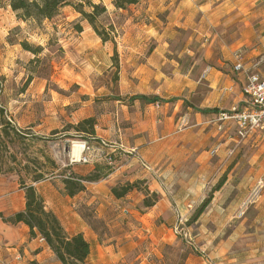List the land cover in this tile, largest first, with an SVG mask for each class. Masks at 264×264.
<instances>
[{
  "label": "crops",
  "instance_id": "1",
  "mask_svg": "<svg viewBox=\"0 0 264 264\" xmlns=\"http://www.w3.org/2000/svg\"><path fill=\"white\" fill-rule=\"evenodd\" d=\"M101 1L106 7L105 14H112L116 19L109 23L114 43L111 42L110 50L109 43L96 36L95 51L105 58L106 69L113 64L111 53L115 51L118 65H113L115 72L105 83L106 87H99L95 93L107 101L101 105L95 104L93 97L82 101L70 113L69 122L76 124L94 117L93 138L109 149H116L119 156L105 162L109 167H102L101 178L82 181L84 189L74 195L66 192L63 180L58 184V175L23 182L36 187L45 208L57 216L67 234L81 232L89 242V255L81 264H148L146 258L151 252L139 250L137 253L122 244L134 242V231L141 241L142 237L149 236L152 245L172 244L178 241L176 228H180L190 239L188 243L202 253L193 254L189 246L182 245L180 253L188 250L184 264H264V191L258 202L239 210L236 196L244 194L239 186L243 181L237 182V193L233 192V169L218 188H212L207 209L192 225H184L195 204L215 184L223 161L233 158L232 153L241 143L264 139L253 135L237 141L233 120H226L222 130L211 122L221 111L240 109L244 104L245 77L231 68L232 52L237 48L246 49L245 60L264 52V35L257 36L246 21L248 14L260 16L264 21V0H139L126 8H116L112 0ZM243 19V27L237 29V21L240 23ZM182 32L188 35L187 39L180 40ZM80 81L88 86V80ZM138 94L157 96L162 101L130 100ZM128 106L132 107L131 112H127ZM212 109L215 111H207ZM42 110L39 111L42 117L38 114L39 118L28 120L25 126L16 124L14 127L19 132L20 128L27 130L22 134L35 138H46L50 130L60 132L61 114L56 116L55 107L51 115L47 109ZM181 114L189 115L187 130L197 131L200 136L197 147L203 143L209 146L208 150L194 154V168L190 166L192 145L186 149L187 143L179 142L176 137ZM130 115L138 117L136 130L148 131L133 146H129L125 138L127 128L123 122ZM56 141L54 147H58ZM126 146L136 150L130 159L118 150L125 151ZM214 148L216 151L211 153ZM178 149L183 150L180 161L173 156ZM58 155H61L60 150ZM79 155L81 157L82 152ZM251 161L256 160L251 157ZM99 164L95 161L79 166L72 173L85 176L96 166L101 167ZM61 167L56 164L54 172ZM262 174L264 176V170ZM4 180L7 179L0 180V264H61L39 234L31 236L24 222L11 220L15 213L24 210L25 191L22 181L15 187L8 186ZM135 181H143L146 188L159 193L160 198L147 213L140 214L142 223L125 229L123 219L118 217L133 204L130 198L136 188L119 198L113 195L111 188ZM247 184L248 181L243 186ZM171 201L176 205V214L170 208ZM83 209H91L93 216L103 222L106 230L102 235L82 218ZM132 252L137 253L134 263L129 261Z\"/></svg>",
  "mask_w": 264,
  "mask_h": 264
},
{
  "label": "rangeland",
  "instance_id": "2",
  "mask_svg": "<svg viewBox=\"0 0 264 264\" xmlns=\"http://www.w3.org/2000/svg\"><path fill=\"white\" fill-rule=\"evenodd\" d=\"M245 19L241 20L240 23H238L239 20L237 21V29L243 27L242 25ZM112 20L116 21L114 15L104 13L97 18V24L99 28L103 26L109 31L110 35H113L112 31L108 28ZM262 20L260 16L250 14H248V18L246 19V21L252 25V30L257 36L264 35V21ZM77 25L81 27L80 31L77 30ZM90 27L87 21L83 19L71 5L62 7L59 13L50 20L45 19L37 22L32 19L21 20L17 17L16 13L11 10L8 0H0V118L2 117L1 120L8 121L13 126L16 124L25 126L28 120L31 121L35 118L42 117V112L39 113V111L44 110H42V108L47 109L51 115L55 107L56 116L61 114L62 126L59 129L60 132L55 131L56 133H54L53 130H50L46 138H35V136L31 135L26 137L22 132H26L27 130L21 128L20 135L15 136V134L10 131V128H8L10 136H4L2 139L0 138V180L2 177H5L7 180H4V183L8 186L17 187L18 184H21V181L28 182L35 175L34 172L37 173L38 170L43 172L44 176L58 175L56 179L59 181L58 184L60 185L63 180L61 175L74 172L79 166L92 164L95 161L100 162L99 166H101V168L105 167L107 166L105 165L106 161H113L118 155L116 149L112 150L107 148L100 140L91 137L86 139L76 134L72 128L63 131V129L68 128V124L71 123L69 122L70 113L75 110L82 101H90L92 97V101L98 105H101L103 101H107L103 100L101 95L95 96V93H98L99 87L103 85L106 87L105 83L109 81V77H113V73L115 72L113 64L106 69V65L103 63L105 58H102L98 52L95 51V37L99 36ZM181 34L182 37H180V40L182 38H188V35L184 32ZM20 40H25L32 45H41L44 48L41 55H39V57L42 58L40 63L32 65L29 63L34 55L23 49L20 45ZM97 40L100 41L99 39ZM180 40L175 41L180 42ZM107 42L109 43L110 50H112L111 41L108 40ZM112 54L113 52L111 56ZM95 65L97 66L96 70H98V72L94 69ZM32 67L36 68L35 70L38 74L30 71L33 69ZM104 70L106 71L104 72ZM29 74H32V79L29 84L24 85L26 84L25 81ZM84 79L88 80V86H84L80 81ZM59 109L60 111H58ZM131 111L132 107L128 106L127 112ZM38 114H41V116L37 117ZM188 119L189 115L181 114L178 120V128L176 131L178 135L176 137L179 138V142L187 143L186 149H189L192 145L190 148L192 157L190 166L194 168L196 166L193 160L194 154H199L201 150H208L209 146L203 143L199 148L197 147L199 142L198 137L200 136L197 131L187 130L190 123ZM137 121L138 117H132L131 115L123 119L125 123L124 127L127 128L125 138L129 146H133L139 141V137L146 135L148 132L136 130L138 126ZM212 123L214 122L212 121ZM49 124L52 125L53 120H51ZM223 127L224 125L220 130H222ZM31 139L34 140L32 141ZM54 140H57L56 143H58V147L53 146ZM76 141L89 146L88 150L82 149L83 151L81 152L82 155H89L90 161L83 162L79 160L80 156H78L77 159L73 157L72 144ZM129 146H126L125 151L118 149L120 153H122L123 156L125 155L128 159L132 158L136 151L130 149ZM123 148L125 149V146ZM58 150H60L61 155H58ZM185 154L184 152V156ZM232 155L233 158L223 161L220 166L221 172L218 173L216 178L217 183L215 181V184L213 186L211 185V189L206 190L204 198L212 194V188H214L223 177L224 182L229 171L233 169V192L237 190V182L239 180L243 181L239 186L241 192L244 194H237L236 196L239 198L238 209L240 210L254 205L261 199L263 194L264 176L260 174L263 173L264 170V159H261L264 157V139L254 143H241L237 151L232 153ZM118 156L116 158H118ZM173 156L177 158V161H180L183 156V150L178 149ZM258 156L260 157L258 158ZM214 157H211V159ZM251 157L256 161H251ZM56 164L62 165V167L54 172V166H56ZM178 172L180 173V171ZM20 173L23 178L20 176ZM246 176L248 177L245 180ZM260 180H262L263 185L262 191L259 197H256L252 192L253 188L257 186ZM246 181H248V184L243 186ZM120 184L121 183H119V185ZM138 184L140 190L135 189L136 193L130 198L133 204L127 207V212H122L123 214L118 217L119 220L123 219L125 229H128V227H137V223H142L139 218L140 214L147 213L150 208H145L143 206V198H141L142 195H144L143 190L147 187V184H144L143 181H139ZM137 191L138 193L141 191V196L137 194ZM157 194L159 199L160 195L159 193ZM236 197L233 195V198ZM203 199L195 204L190 215L186 217L187 221ZM254 199L256 200L252 201ZM135 200H137L136 203ZM170 208L172 212L176 214L177 211L174 201H171ZM187 221L184 222V225H192L194 222L188 223ZM124 231H122V233H124ZM133 235L135 236L133 243L126 242L122 245H124L125 249L130 248V251H136L137 253L140 251L151 252L146 258L148 264H184L185 257L182 259L179 251L182 245L189 246V250L193 254H202L197 247L188 243L190 239L186 234H183V231H180V233L175 232L178 241L172 244L160 242L153 243L152 245V239H150L148 235V237H142V241L135 231ZM137 253L134 254V252H132L129 255V261H133V263L135 260L137 261V259H135Z\"/></svg>",
  "mask_w": 264,
  "mask_h": 264
},
{
  "label": "trees",
  "instance_id": "3",
  "mask_svg": "<svg viewBox=\"0 0 264 264\" xmlns=\"http://www.w3.org/2000/svg\"><path fill=\"white\" fill-rule=\"evenodd\" d=\"M139 0H112L113 5L116 8H126L129 5L137 4ZM8 4L13 12L16 13L17 17L21 20H35L37 22L41 20H50L59 13V10L66 6L71 5L75 11H77L83 19L91 26L95 33L100 37L102 42L110 40L114 43V38L110 35L109 31L103 26L99 28L97 24V18L106 12V7L101 0H8ZM86 7V9H85ZM111 31V26L108 27ZM77 30L80 31L81 27L77 25ZM20 45L26 51L31 52L34 57L30 59L29 63L38 64L41 62L39 55L43 52V47L41 45H32L25 40H20ZM113 65L117 66V54L114 51L112 55ZM31 72L37 73L35 67H32ZM40 75V74H39ZM32 79V74H29L24 85L29 84ZM141 99L147 102L162 101L161 98L157 96H146L142 94L133 95L130 100ZM204 111V110H203ZM215 111V109L207 110ZM95 118L87 117L76 124H68V128H64L63 131L72 128L76 134L85 137L93 138L95 134L94 130ZM12 131L15 136H19L20 132L16 127H14L8 121H2L0 127V138L4 136L9 137L10 131ZM95 139V138H93ZM1 141V140H0ZM1 149V147H0ZM107 169L109 166H105ZM102 168L96 166L94 171L85 176H79L75 173L69 172L64 174L63 183L66 192L69 195H74L78 191L84 189L82 181H95L101 178ZM44 177L43 172L37 173L33 176V181H38ZM224 177L218 182L214 189L218 188L223 183ZM139 181L127 182L120 186H113L111 192L117 198L124 196L128 191L136 188L139 189ZM25 191V207L23 211L15 213L11 220L12 221H22L29 227V234L35 236L39 234L49 246V248L54 252L57 259L61 264H81L85 261L90 252L89 242L85 239L81 232L69 235L64 230L57 216L51 211L45 208V202L42 197L36 191V187L31 184L22 183ZM140 190V189H139ZM144 197L142 199V204L145 208L151 207L158 200V194L155 191H149V189L144 188ZM212 194H209L203 201L196 207L195 211L191 215L190 219L187 221H195L200 214L206 209ZM82 218L91 226V228L100 236L105 232V226L103 222L93 216L91 209H83L81 211ZM190 251V250H189ZM188 250L181 253L182 259L186 257Z\"/></svg>",
  "mask_w": 264,
  "mask_h": 264
},
{
  "label": "built area",
  "instance_id": "4",
  "mask_svg": "<svg viewBox=\"0 0 264 264\" xmlns=\"http://www.w3.org/2000/svg\"><path fill=\"white\" fill-rule=\"evenodd\" d=\"M245 52L246 49L243 48H237L232 52L233 71L242 73L245 77L242 87L244 104L240 109L221 111L211 120L217 124L218 129L222 128L226 120H233L236 124L238 141L253 135H260L264 138V52L247 60L244 58ZM82 149L88 150L89 146L85 144ZM213 152H215V148L212 150ZM79 160L88 162L90 156L83 154ZM143 165L146 164L143 163ZM262 186V180H260L253 188L254 196L259 197ZM179 223L182 224V219L179 220ZM180 231V228L175 230L176 233H180Z\"/></svg>",
  "mask_w": 264,
  "mask_h": 264
},
{
  "label": "bare ground",
  "instance_id": "5",
  "mask_svg": "<svg viewBox=\"0 0 264 264\" xmlns=\"http://www.w3.org/2000/svg\"><path fill=\"white\" fill-rule=\"evenodd\" d=\"M83 144L81 142H74L72 144V153H73V157H76L75 159L78 158V156H80V152L82 150ZM72 155V154H71ZM80 158V157H79Z\"/></svg>",
  "mask_w": 264,
  "mask_h": 264
}]
</instances>
